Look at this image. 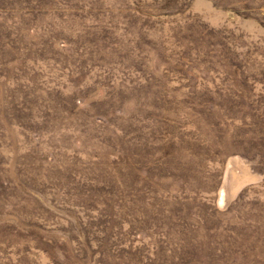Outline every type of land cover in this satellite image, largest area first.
I'll use <instances>...</instances> for the list:
<instances>
[{
  "label": "rangeland",
  "instance_id": "rangeland-1",
  "mask_svg": "<svg viewBox=\"0 0 264 264\" xmlns=\"http://www.w3.org/2000/svg\"><path fill=\"white\" fill-rule=\"evenodd\" d=\"M0 264H264V0H0Z\"/></svg>",
  "mask_w": 264,
  "mask_h": 264
},
{
  "label": "trees",
  "instance_id": "trees-1",
  "mask_svg": "<svg viewBox=\"0 0 264 264\" xmlns=\"http://www.w3.org/2000/svg\"><path fill=\"white\" fill-rule=\"evenodd\" d=\"M28 13H30V7H25V8H22L21 9V15H20V17H22L23 18V16L24 15H27Z\"/></svg>",
  "mask_w": 264,
  "mask_h": 264
}]
</instances>
